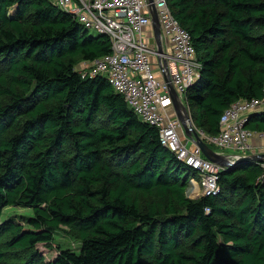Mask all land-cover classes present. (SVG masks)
<instances>
[{"label":"trees","instance_id":"obj_1","mask_svg":"<svg viewBox=\"0 0 264 264\" xmlns=\"http://www.w3.org/2000/svg\"><path fill=\"white\" fill-rule=\"evenodd\" d=\"M166 2L200 65L191 121L216 136L234 101L262 98L264 0ZM110 53L49 0H0V264H264L260 163L221 169L216 195L189 199L195 171L105 77H81ZM245 127L264 134V112ZM8 207L30 210L26 225L1 221ZM59 232L78 252L45 262Z\"/></svg>","mask_w":264,"mask_h":264},{"label":"built area","instance_id":"obj_2","mask_svg":"<svg viewBox=\"0 0 264 264\" xmlns=\"http://www.w3.org/2000/svg\"><path fill=\"white\" fill-rule=\"evenodd\" d=\"M49 1L72 15L91 34L109 39L111 53L81 64V77H105L138 119L157 130L160 144L195 171L198 181L191 178L189 182L199 190L196 197L216 195L221 168L205 159L193 140L183 133L164 81L167 75L186 106V92L200 70L190 36L174 19L166 0H152L161 30L162 53L155 46L148 0ZM146 29H150L148 35ZM259 110L264 112V86L261 99L236 100L221 114L218 135L207 136L198 131L199 136L207 145L233 151L228 155L230 161L241 156L239 153L260 154L250 143L256 134L245 127L249 116ZM260 165L264 171V162ZM261 179L264 181V173Z\"/></svg>","mask_w":264,"mask_h":264},{"label":"water","instance_id":"obj_3","mask_svg":"<svg viewBox=\"0 0 264 264\" xmlns=\"http://www.w3.org/2000/svg\"><path fill=\"white\" fill-rule=\"evenodd\" d=\"M150 3V21L151 29L153 32L154 42L156 49L159 53H162V42H161V30L156 15V11L152 4V0H148ZM164 81L168 87L169 97L175 112V116L178 118L182 125L183 132L185 136L193 140L194 144L200 149L203 157L210 161L211 163L217 165L221 169L232 167L241 162H253V163H262L264 162V153L253 154L249 156H238L237 159L230 161L228 155L217 153L212 150L199 136V133L192 127L190 115L188 109L181 100L179 99L176 91L173 86L170 84L169 78L167 75L164 76Z\"/></svg>","mask_w":264,"mask_h":264},{"label":"rangeland","instance_id":"obj_4","mask_svg":"<svg viewBox=\"0 0 264 264\" xmlns=\"http://www.w3.org/2000/svg\"><path fill=\"white\" fill-rule=\"evenodd\" d=\"M191 124H192V127L197 131L198 129L193 125L192 121H191ZM210 147H212V149H214L215 151H218V153H221V154L229 155L233 153V151L231 150H224V149L216 148L212 145ZM238 155L245 156L240 153ZM191 177L195 181H198V176L195 173H193ZM198 194H199L198 188L191 187L190 182H188V187L186 191L187 197L191 200H194L198 198L196 197ZM30 216H31V211L28 209L20 208V207H8L2 210L1 221L10 220L17 224L26 225V222ZM51 247H52L51 249L39 247L40 250H42V252L44 253L43 257L45 259V262H48L52 260V258L55 257L57 249L78 252L79 243L73 240L72 238H70L69 236H67L65 233L59 232V233L54 234V241Z\"/></svg>","mask_w":264,"mask_h":264},{"label":"crops","instance_id":"obj_5","mask_svg":"<svg viewBox=\"0 0 264 264\" xmlns=\"http://www.w3.org/2000/svg\"><path fill=\"white\" fill-rule=\"evenodd\" d=\"M85 2H88L90 0H84ZM152 30V29H151ZM145 33L148 35L150 33V29H146ZM153 34V32H152ZM154 38V37H153ZM165 51L166 52H169V46L168 45H165ZM188 109V108H187ZM258 112H263V110H259ZM257 112V113H258ZM189 113V111H188ZM256 113V112H255ZM255 113H252L251 115L255 114ZM250 115V116H251ZM200 131V130H197V132ZM184 133V132H183ZM255 133V132H254ZM256 135H254L252 138H251V145L253 147V149L256 151V152H260V153H264V134H258V133H255ZM210 147V145H208ZM212 149V147H210ZM214 150V149H212ZM215 151V150H214ZM218 153V151H215ZM224 155H227V154H224Z\"/></svg>","mask_w":264,"mask_h":264}]
</instances>
